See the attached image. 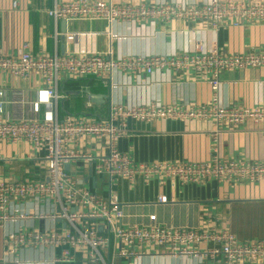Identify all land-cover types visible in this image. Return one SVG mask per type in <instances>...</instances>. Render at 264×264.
Returning <instances> with one entry per match:
<instances>
[{"label":"crops","instance_id":"1","mask_svg":"<svg viewBox=\"0 0 264 264\" xmlns=\"http://www.w3.org/2000/svg\"><path fill=\"white\" fill-rule=\"evenodd\" d=\"M62 1V0H58ZM114 3H183L202 4L207 0H104ZM264 1V0H236ZM16 2L15 6L12 3ZM54 0H0V53L17 55L27 49L32 54L65 55L72 51L94 50L110 53L113 59L136 55H174L194 53L197 46L208 49L215 45L225 54L264 53V22L241 26L222 24L214 29L208 22L180 20L142 22L117 21L108 25L103 21H54L46 14ZM115 35L116 38H112ZM27 45L26 48L24 46ZM219 101L223 104L256 107L264 105V68H244L224 71L219 75ZM44 88L42 79L32 74L28 78L0 75V90L6 100L19 92L25 101H32ZM63 97L58 102L59 119L69 116L108 117L112 104L137 105L155 102L160 105L204 104L212 97L209 83L193 70H159L136 75L114 72L111 80L92 77L62 80L57 87ZM99 95L96 102L88 94ZM30 115L27 103L8 104L9 115L20 111ZM215 137V138H214ZM71 149L92 156L107 153L105 141L86 137L72 144ZM117 149L134 162H207L220 161L264 162V123L246 122L238 127L216 126L211 121H168L151 123L129 121L127 132L118 139ZM44 150H36L23 141H0L1 181H46ZM65 171L89 192L106 201L115 200L122 211L120 225L142 227L156 224L171 228L196 230L226 229L240 241H264V181L222 183L173 184L169 180L152 178L149 182L137 177L130 182L96 174L93 165L78 160L65 166ZM167 201L159 203L157 198ZM29 209L43 203L21 202ZM44 206V205H43ZM47 208V206H44ZM155 216V221L149 220ZM98 232L109 238L103 256L108 264H223L210 258L190 256L171 257L165 247L133 245L126 247L100 221L90 220ZM47 220H18L0 226V264L4 237L13 230L28 227L42 229ZM63 228V224L57 222ZM210 245H208L209 247ZM207 247L201 246L200 248ZM61 248L22 252L26 259H50ZM122 250L142 251L141 256H123ZM72 263L87 264L81 251H73ZM241 264H258L244 262Z\"/></svg>","mask_w":264,"mask_h":264},{"label":"built area","instance_id":"2","mask_svg":"<svg viewBox=\"0 0 264 264\" xmlns=\"http://www.w3.org/2000/svg\"><path fill=\"white\" fill-rule=\"evenodd\" d=\"M16 2L12 3L15 6ZM46 14L54 21H103L111 25L117 21L142 22L146 20L184 22H208L216 29L222 24L241 26L264 22V1L207 0L202 4L183 3H114L104 0H54ZM112 38H116L112 35ZM27 45L24 46L26 48ZM264 68V53L225 54L215 45L208 49L197 46L194 53L174 55H136L113 59L110 53L94 50L72 51L65 55L37 54L27 49L17 55L0 53V75L13 78L39 76L44 88L32 101H25L16 92L10 100L0 90V141L30 144L36 150H44L46 181H1L0 226L18 220H47L42 229L28 227L10 231L3 240L2 261L13 264L72 263L71 252L81 251L87 264H108L103 251L109 246V238L102 236L90 220H98L101 226L126 247L149 245L165 247L171 257L190 256L210 258L223 264L244 262L264 264V241H240L226 229L196 230L171 228L156 224L123 228L120 225L122 211L115 200L106 201L80 186L65 171L70 162L83 160L93 165L96 174L109 178L134 181L141 177L145 183L152 178L169 180L172 184L264 181V162L220 161L207 162H134L117 149V141L127 132L129 121L151 123L168 121H211L216 126L238 127L246 122L264 123V105L243 107L223 104L219 101V75L224 71L244 68ZM193 70L207 81L212 89L211 99L204 104L160 105L155 102L137 105L112 104L108 117L97 119L88 116H69L59 119L58 84L64 79L78 80L92 77L100 81L111 80L114 72L129 74L155 71ZM27 103L30 115L21 110L14 115L6 111L8 104ZM86 137L105 141L107 153L92 156L71 149L72 144ZM215 138V137H214ZM31 201L35 206L25 208L21 202ZM167 201L165 196L157 198ZM47 208H44V206ZM151 222L155 216H150ZM63 224V228L57 225ZM207 246L200 248L201 246ZM208 245H210L208 247ZM61 248L59 255L50 259H26L21 254L27 249L44 250ZM123 256H141L142 251L122 250Z\"/></svg>","mask_w":264,"mask_h":264},{"label":"water","instance_id":"3","mask_svg":"<svg viewBox=\"0 0 264 264\" xmlns=\"http://www.w3.org/2000/svg\"><path fill=\"white\" fill-rule=\"evenodd\" d=\"M86 93L88 94L90 100L93 102H96L97 99L100 97L99 95H93V94L89 93L88 91H86Z\"/></svg>","mask_w":264,"mask_h":264}]
</instances>
